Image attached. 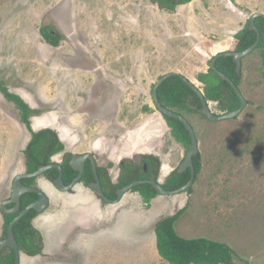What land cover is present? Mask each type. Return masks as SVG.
<instances>
[{
    "label": "rangeland",
    "instance_id": "rangeland-1",
    "mask_svg": "<svg viewBox=\"0 0 264 264\" xmlns=\"http://www.w3.org/2000/svg\"><path fill=\"white\" fill-rule=\"evenodd\" d=\"M254 13L264 14V0H192L174 13L149 0H0V83L31 110L28 130L0 92V240L1 206L25 173L31 132L57 134L64 151L52 157L56 163L93 153L112 183L122 160L155 157L163 184L190 145L172 137L151 99L153 85L177 72L203 93L197 76L215 55L234 50V36ZM46 26L61 36L57 45L44 39ZM238 87L247 105L237 117L184 114L200 162L190 192L156 195L146 208L136 192L105 203L84 183L60 191L37 177L32 186L48 198L32 220L43 250L20 252V264H168L154 227L181 209L180 237L226 243L234 264H264V73L256 49L242 60ZM208 106L223 114L215 102Z\"/></svg>",
    "mask_w": 264,
    "mask_h": 264
},
{
    "label": "trees",
    "instance_id": "trees-1",
    "mask_svg": "<svg viewBox=\"0 0 264 264\" xmlns=\"http://www.w3.org/2000/svg\"><path fill=\"white\" fill-rule=\"evenodd\" d=\"M192 0H149L159 10L167 13H174L180 5L189 3ZM255 26L260 33V41L256 48L259 52L261 60V68L264 73V18L257 17ZM44 39L50 45H57L59 39L49 36L44 30L41 31ZM235 52H242L248 49L256 40V33L248 30V22L246 26L234 36ZM215 67L218 72L228 77L236 86H239L240 76L236 73V66L231 57H222L216 60ZM198 81L204 84L203 95L208 102H215L223 113L236 110L240 106V102L231 89L230 85L221 80L209 68L207 74L197 76ZM0 92L4 98L13 103L20 111V120L30 130L28 116L31 112L28 105L15 94L8 90L0 83ZM157 99L159 103L166 109H169L184 117V114H190L199 111L201 104L197 95L184 83L179 77H171L165 80L157 89ZM171 130L172 137L179 143L190 145L188 132L183 124L179 121L162 116ZM64 151L62 142L58 139L57 134L50 129H42L38 132H31V137L27 148L25 149V168L27 173L37 170L39 166H46L51 163V158ZM72 155L65 156V162L62 166L64 173V183L69 184L75 176L68 166V161ZM143 163L146 164L147 173L144 174L142 168L136 166L132 160H122L120 163L119 176L115 184L111 183L107 177L106 182L109 183V199L116 197L115 190L126 186L135 181L149 180L150 175L155 172V168L159 166V160L155 157L148 156L144 158ZM193 169L195 178L200 172L199 156L193 158ZM54 169L48 170L45 175L53 180L57 176ZM106 177L107 175L104 174ZM190 178V170H186L182 174L177 173V169L173 170L165 179L162 187L165 190L173 191L184 186ZM35 178H28L23 181L25 186H32ZM89 180L88 172L84 173L81 181L87 183ZM132 192L138 193L143 199V204L149 208L150 201L157 193L150 185L144 184L134 187ZM188 192L191 191L189 188ZM37 195L33 193L24 194L20 200V209L23 210L28 204L37 199ZM8 207V206H7ZM3 212V211H2ZM183 209L177 211L174 215L159 220L154 227L155 245L158 255L168 264H234V251L223 242L209 240L206 238L186 239L180 237L175 231V223L181 217ZM6 217L7 227L13 217L3 212ZM37 215L31 210L28 215L23 217L14 227V238L18 249L28 257L40 255L43 250V240L38 231L33 227L32 220ZM9 250V252H4ZM14 254L11 249L3 248L0 250V264H13Z\"/></svg>",
    "mask_w": 264,
    "mask_h": 264
},
{
    "label": "water",
    "instance_id": "water-1",
    "mask_svg": "<svg viewBox=\"0 0 264 264\" xmlns=\"http://www.w3.org/2000/svg\"><path fill=\"white\" fill-rule=\"evenodd\" d=\"M257 17L264 18V14L263 13H254L251 16V18L249 19L248 30L254 31L256 33V40L248 49H246L242 52H235V51L222 52V53L215 55L210 61L211 70L221 80L227 82L230 85L233 92L235 93V95L237 96V98L240 102V106L236 110H234L232 112H228V113H223L220 115H216V114L212 113L210 111L209 106H208V102L204 99V95L200 91V89L198 87H196V85L194 83H192L187 78H185L184 76H182L181 74H179L177 72H170V73L164 74L155 82V84L152 87L151 96H152L153 103H154L156 109L158 110V112L163 116H167L169 118H172V119L179 121L181 124H183L186 131L188 132L189 139H190V146H189V148L185 154L183 161L181 162V164L177 168V173L182 174L186 170H190L189 181L184 186H182L176 190L168 191L162 187V184L159 182L158 177L155 174L149 180L135 181V182L127 184L126 186L118 189L116 191V199L114 201H112V200H109L102 195V192H101V189L99 186V182L97 179V175H96L95 166L93 165V171L95 174L96 183L91 184L90 187L92 189H95L96 191H98L99 195L102 197L103 200H105L107 202H118L125 193H127L128 191H131L136 186L144 185V184L150 185L151 188H153L156 191L157 195H176V194H180L182 192H185L189 188L192 187V185L195 181V172L193 169V158L195 156H197V154H198V143H197V139H196L194 130L185 117L161 106V104L159 103V101L157 99V89L165 80H167L171 77H179L182 80V82H184L199 98L200 104H201V107L199 109V113L202 116H204L206 119H208L209 121H212V122H218L221 120L233 119V118L237 117L243 111L245 106L247 105V101L242 96L239 88L228 77H226L225 75H223L217 71V69L215 67V62L217 59L222 58V57H231L235 63L237 75L239 76L241 74V66H242L243 58H245L247 55L252 53L257 48L259 41H260V33L255 26V19ZM44 31L49 36L55 37L57 39L61 38L59 33L55 29H53L49 26L44 27ZM88 158H90V160H93L92 156L88 153L87 154L86 153L76 154V155L72 156V158L69 162V165L72 168V170H74L78 173V175L67 186L64 185V183H63L62 171H61L60 165L56 164V163H52V162L46 166H39L37 168V170L34 172L20 174L14 178L13 183H12L11 197H10V199H8L2 203V209L7 214H17V215L9 223V225L7 227L6 237L3 240H0V248L8 247L13 251V254H14V263L13 264H20V251L18 249L16 240L14 238L13 227L23 217L28 215L31 210H34L36 213H41L44 210H46V208L48 206V198L42 191H40L39 189L32 187V186L22 185L21 180L22 179H28V178H37L40 175H43L44 173H46L48 170L55 169V170H58L59 173H58V177L53 181V185L60 191H70L80 181V179L83 175V171H84V164ZM140 161H141V156H136L134 158V162L139 164V165L141 164ZM27 193L37 194L38 200L29 204L21 212H18L19 206H20V198L22 195L27 194ZM8 204H13L14 206L11 209H7L6 205H8Z\"/></svg>",
    "mask_w": 264,
    "mask_h": 264
},
{
    "label": "flooded vegetation",
    "instance_id": "flooded-vegetation-1",
    "mask_svg": "<svg viewBox=\"0 0 264 264\" xmlns=\"http://www.w3.org/2000/svg\"><path fill=\"white\" fill-rule=\"evenodd\" d=\"M242 67V66H241ZM240 76V75H239ZM238 87V86H237ZM239 88V87H238ZM151 99H152V96H151ZM153 101V100H152ZM154 104V103H153ZM162 106V105H161ZM154 107H155V105H154ZM156 108V107H155ZM158 111V110H157ZM163 116V115H162ZM164 119V118H163ZM165 121V120H164ZM87 154V153H86ZM88 154H90L91 156H92V159L93 160H90V158H88L87 160H86V162H85V164H84V171H83V174L84 173H86V172H88V174H89V180H88V182L85 184L91 191H93V192H95L99 197H100V199L103 201V202H105V203H118V202H107V201H105V200H103L102 199V197L99 195V193H98V191H96L95 189H92L91 187H90V185L91 184H95L96 183V178H95V174H94V171H93V165L95 166V170H96V175H97V179H98V182H99V186H100V189H101V192H102V195L104 196V197H106L108 194H109V189H110V187H109V183H107L106 182V180H107V177H108V167L107 166H101L100 164H98V160L96 159V156L93 154V153H90V152H88ZM73 156V155H72ZM72 156H71V158H72ZM71 158L69 159V161H68V166L70 167V165H69V162H70V160H71ZM144 158L145 157H141V161H140V165L139 164H137V163H135L134 162V159L132 160L133 161V163L134 164H136V166L137 167H139V168H142L143 169V171H144V174H146L147 173V168H146V164L145 163H143V161H144ZM51 162L52 163H56V162H54V160H52V158H51ZM64 162H65V157H63L62 158V160L61 161H59V163H56V164H59L60 165V167H61V171H62V180H64L63 178H64V173H63V170H62V166L64 165ZM121 163V162H120ZM120 163H119V166H120ZM70 169H71V171H73L74 173H75V176H73V178H72V180H71V182L73 181V179L78 175V173L76 172V171H74V170H72V168L70 167ZM55 170V169H54ZM57 171V173H59L58 172V170H56ZM119 171H120V168H119ZM158 171H159V168H155V172L153 173V174H151L150 175V177L152 178L155 174L157 175L158 174ZM25 173H27V171H26V168H25ZM104 174H106L107 176L105 177L104 176ZM43 175H45V173L43 174ZM83 176V175H82ZM118 176H119V173H118V175H117V178H118ZM58 177V174H57V176H56V178ZM158 177V176H157ZM55 178V179H56ZM109 178V177H108ZM150 178V179H151ZM36 179V178H35ZM55 179H53V180H51L52 182L55 180ZM81 179H82V177H81ZM81 179H80V181L77 183V184H79V183H83L82 181H81ZM24 180H26V179H22L21 180V183H22V185H24L25 186V184H23V181ZM110 180V179H109ZM70 182V183H71ZM13 183V182H12ZM63 183H64V181H63ZM69 183V184H70ZM112 183V182H111ZM69 184H65L64 183V185H69ZM76 184V185H77ZM113 184H115V183H113ZM75 185V186H76ZM74 186V187H75ZM33 187V186H32ZM73 187V188H74ZM124 187V186H123ZM72 188V189H73ZM122 188V187H121ZM118 189H120V188H118ZM118 189H116L115 190V194H116V191L118 190ZM33 194H35V193H33ZM37 195V194H36ZM23 196V195H22ZM22 196H21V198H22ZM38 196V195H37ZM21 198H20V200H21ZM107 198V197H106ZM10 199V198H9ZM107 199H109V198H107ZM116 199V197L114 198V199H109V200H112V201H114ZM38 200V197H37V199L36 200H34V201H32V202H30L29 204H31V203H33V202H35V201H37ZM28 204V205H29ZM8 206V207H7ZM14 205L13 204H8V205H6V208L7 209H11L12 207H13ZM2 207V206H1ZM2 209V208H1ZM25 209V208H24ZM23 209V210H24ZM2 211H3V209H2ZM22 210L20 209V206H19V211L18 212H21ZM4 212V211H3ZM7 214V213H6ZM38 214V213H37ZM8 215H11L13 218L17 215V214H8ZM35 218V217H34ZM13 220V219H12ZM11 220V221H12ZM5 248H7V249H10V248H8V247H5ZM3 248H0V250H2Z\"/></svg>",
    "mask_w": 264,
    "mask_h": 264
}]
</instances>
